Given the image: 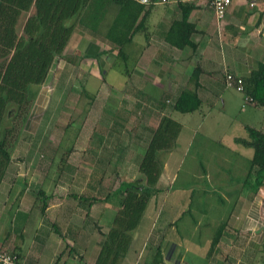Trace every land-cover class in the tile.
<instances>
[{
	"label": "crops",
	"instance_id": "obj_1",
	"mask_svg": "<svg viewBox=\"0 0 264 264\" xmlns=\"http://www.w3.org/2000/svg\"><path fill=\"white\" fill-rule=\"evenodd\" d=\"M179 2L194 5L188 16V23L196 31L191 36L192 42L196 44L195 50H180L164 40L171 24L181 18ZM119 9L118 4L107 3L102 11L105 15L95 28L76 27V32L72 33L66 46L65 50L68 51L63 53L77 58L82 70L88 74L92 72L94 78L103 80L101 74L106 75V71L121 59L117 46L106 38ZM138 24V32L123 47L127 68L124 74L120 73L128 88L124 119L116 128L132 132L137 127L132 120L134 114L138 117L137 121L142 118L145 122L141 129H145L146 133H149L148 129L156 127L163 115L173 118L174 112L168 106H162V100L168 97L166 104L171 103L183 89L190 87V77L195 68L199 69V86L196 92L202 105L199 111L174 118L181 124L176 148L184 129L194 131L196 126L204 124L205 113L219 109V114L226 116L229 109H233L236 117L251 116L261 110L253 104H245L241 94L238 97L236 91L226 88L224 75L231 73L244 77L258 64H264V0H255L254 7H250L246 0H232L222 20L216 19L207 0H170L165 6L144 8L138 17ZM140 95L145 98L142 99ZM139 101L151 105L148 112L149 115L153 114L152 118L146 117L144 112L142 115L137 114ZM130 105L131 108H128ZM132 105L136 108L135 111ZM145 106L147 109V104ZM166 109L169 110L167 114ZM155 117L156 122L153 120ZM246 119L249 121L250 117ZM191 121L194 122L193 127L186 126ZM203 126L206 131L210 129L209 126ZM245 126H249L247 122L241 123L240 133L228 136L231 145L235 146L232 151L244 158L247 165L237 177V181L241 183L242 180L243 184L240 191V196L243 193L242 198L233 204L230 214L216 224H206L205 228L210 232L203 236L204 239L192 238L189 236V226L196 231L200 223L187 216L196 213L193 194L190 196L184 193L183 200L176 209L175 206L166 209L170 193L159 190L149 200L119 264L255 263L254 255L260 250L261 243L256 235L264 228V178L262 185L257 184L256 174L250 170L249 165L253 151L234 141L236 138L246 137ZM82 127V133L89 132L84 122ZM259 129L264 131V126ZM190 135L191 132L186 134V140ZM144 137L148 143L150 133ZM112 157H109L110 160ZM133 159L132 154L120 158L123 165L132 164ZM12 162L11 159L0 184V249L19 253L22 264H95L102 242L121 208L122 194L117 193L120 187L112 188L110 196L100 197L99 175H68V185L64 178L55 184L53 179H48L47 174L38 179L34 173L24 174L20 169H11ZM139 162L140 160L136 163L137 168ZM68 166H72L69 161ZM165 167L166 163L164 169ZM198 167H201V174H204L201 179H205L208 173L211 176L212 167L207 168L202 163ZM11 170L17 171L16 174L9 173ZM223 175L216 178L227 182V174ZM84 181L87 182L86 185H83ZM96 181L98 183L95 184ZM126 181L132 182L133 177H128L122 183H128ZM45 182L49 184L45 185ZM246 188L250 189L247 195L244 194ZM39 190L49 196L43 200L47 204L44 212L41 209L42 200L37 195ZM158 195H161L160 199H166L163 200L165 202L162 207L155 201L159 199ZM226 195L232 196V192H227ZM184 198H188V201ZM185 216L190 223L189 226L185 225L186 234L183 236L177 232L180 228L177 224ZM219 229H222V233L212 249L214 235Z\"/></svg>",
	"mask_w": 264,
	"mask_h": 264
},
{
	"label": "rangeland",
	"instance_id": "obj_2",
	"mask_svg": "<svg viewBox=\"0 0 264 264\" xmlns=\"http://www.w3.org/2000/svg\"><path fill=\"white\" fill-rule=\"evenodd\" d=\"M25 17L26 15L20 18L18 30L25 21ZM75 32L76 28L73 33ZM65 49L66 53L68 50ZM71 56L62 54L56 58L45 82L40 87H35L37 95L29 108V116L23 123L14 143L15 147L11 157L13 162L10 167L20 169V172L24 174L34 173L38 179L45 174L48 175V179L62 180L64 178L66 185H68L67 179H70L68 175L75 177L99 175L100 197L110 196L112 188L116 186L119 188L128 177L129 179L133 177L135 180L138 175L136 163L140 160L147 145L144 137L146 130L141 129V125L145 122L141 120L142 118L137 121L138 117L134 114L132 120L137 127L132 132H126L124 129L116 130V132L115 125L112 124L117 123L119 115L123 116V109L126 108L124 102L128 86L125 85V78L122 75L127 68L125 61L117 60L114 66L106 71V75L101 74L103 78L101 80L94 78L92 72L88 74L82 70L77 58L73 60ZM236 95L239 97L240 94ZM140 97L145 98L144 95ZM144 103L147 104V109L141 101L137 103L139 106V110H136L139 112L137 114L142 115L144 112L146 117L152 118L153 114L151 116L148 112L151 105ZM90 104L93 105L92 108H88ZM169 104L170 102L167 106ZM128 108H131V105ZM133 109L135 111L136 108L133 106ZM229 111L227 113H230L229 117L227 114L226 116L219 114L221 113L219 109L205 113L206 118L203 125L209 126L208 131L203 125L196 126L194 131L184 129L177 148L175 147L168 153L159 154L160 160L167 165L157 183L158 190L170 193L166 209L170 206H175L174 209H176V206L183 200L184 193L190 196L193 194L192 201L196 213L187 216L201 223L198 229L193 231L188 225L190 220L188 221L185 216L179 222L180 224H177V227H180L177 231L180 235L185 236L184 227L187 224L191 229L190 237L204 239L203 236L210 232L205 225L216 224L228 216L233 204L242 198L243 193L240 196V191L243 184L242 180L241 183L237 181V177L247 165L244 158L232 151L235 146L231 145L228 136L232 134V136H237L240 133V124L243 122L257 129L264 126V110L261 109L251 116L236 117L233 115L235 112L233 109ZM167 113H169L168 109L165 110V114ZM182 116V114L173 113L175 119ZM186 117L189 116L186 115ZM249 117L248 121L246 118ZM107 120L111 122V125L103 124ZM153 120L156 122V117ZM83 122L86 127L88 126L89 132L87 133H82ZM100 122H102L101 125H97ZM193 123L192 121L190 124L186 123V126L193 127ZM123 125H125L124 122ZM189 132L191 135L186 140L185 136ZM69 151L71 153L68 161L72 166H68V169L65 168L61 172L64 159H66L65 155ZM97 152L100 153L96 155ZM130 154L135 158L133 163L123 165L120 158ZM109 157L113 159L110 160ZM199 163L205 164L207 168L212 167L211 176L208 173L205 179H201L204 174H201ZM10 172L16 174L17 171L11 170ZM223 174H227V182L216 178L224 176ZM48 184L49 182H45V185ZM86 184L87 182L84 181L83 185ZM248 190L250 189H244L245 195L248 194ZM227 192H232V196L228 197ZM160 196L158 195L159 199ZM159 199L155 201L158 206L162 207L165 202L163 200L166 199ZM184 199L188 201V198ZM243 217L244 215L241 216L242 219ZM256 237L261 243L260 250L254 255L256 260L254 264H264V228Z\"/></svg>",
	"mask_w": 264,
	"mask_h": 264
},
{
	"label": "trees",
	"instance_id": "obj_3",
	"mask_svg": "<svg viewBox=\"0 0 264 264\" xmlns=\"http://www.w3.org/2000/svg\"><path fill=\"white\" fill-rule=\"evenodd\" d=\"M112 2L118 4L120 9L106 38L117 46L121 60L125 61L123 47L138 32L137 22L142 10L150 9L151 6H141L131 0H0V184L11 162L14 143L37 95L35 87H40L45 82L49 70L56 58L63 54L75 28H95L105 15L102 13L104 7ZM178 7L181 18L171 24L164 40L180 50H195L196 44L192 42L191 36L196 31L188 23V16L194 5L179 2ZM24 15L26 19L18 30L20 18ZM198 74L199 69L195 68L190 77V87L183 89L178 98L168 105L172 113L192 114L199 111L202 102L196 92L199 86ZM231 75L241 80L242 90L237 91L234 87L227 86L224 75L226 88L241 94L245 104L264 109V64H258L247 76ZM166 98L162 100V106H167L168 97ZM92 107L91 104L88 106ZM123 119L124 115H119L117 123H112L115 131H120L116 127H119ZM104 123L111 125L108 120ZM148 130L150 139L137 168L138 177L132 182L122 183L118 189L117 193L122 194L121 208L102 242L95 264H119L123 259L132 232L138 227L149 200L159 192L157 183L164 171V162L160 160L159 154L168 153L176 147L181 124L170 115H163L156 127ZM244 130L246 137L236 138L234 141L253 151L249 162L250 170L255 172L257 184L262 185L264 131L250 126H245ZM70 153L71 151L65 155L61 172L68 169ZM58 181L59 179L54 180V183ZM37 195L42 200L41 209L44 212L47 204L43 200L49 196L43 190H39ZM221 233L222 229H219L214 235L212 249ZM11 254L21 263L22 256L19 253Z\"/></svg>",
	"mask_w": 264,
	"mask_h": 264
},
{
	"label": "built area",
	"instance_id": "obj_4",
	"mask_svg": "<svg viewBox=\"0 0 264 264\" xmlns=\"http://www.w3.org/2000/svg\"><path fill=\"white\" fill-rule=\"evenodd\" d=\"M138 5L145 7L165 6L170 3V0H131ZM250 7L255 6V0H246ZM209 7L213 10L217 20H222L225 16L227 9L231 6L232 0H207ZM225 83L229 87H234L237 91H241V80L226 74ZM0 264H22L17 262L16 257L11 252L3 251L0 249Z\"/></svg>",
	"mask_w": 264,
	"mask_h": 264
}]
</instances>
